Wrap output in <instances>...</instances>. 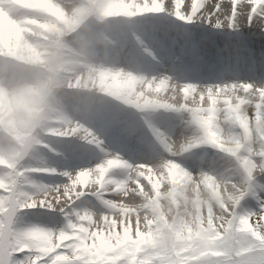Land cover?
Listing matches in <instances>:
<instances>
[{"label":"clouds","instance_id":"9594fccd","mask_svg":"<svg viewBox=\"0 0 264 264\" xmlns=\"http://www.w3.org/2000/svg\"><path fill=\"white\" fill-rule=\"evenodd\" d=\"M197 3L0 0V264L49 247L56 264H264V50L245 40L264 0H231L220 27ZM85 131L103 158L61 169ZM57 170L71 179H18ZM45 201L60 222H25Z\"/></svg>","mask_w":264,"mask_h":264},{"label":"snow or ice","instance_id":"6c2138e0","mask_svg":"<svg viewBox=\"0 0 264 264\" xmlns=\"http://www.w3.org/2000/svg\"><path fill=\"white\" fill-rule=\"evenodd\" d=\"M152 0H149V4H151ZM169 3L171 4L172 11L175 12L177 7L179 8L180 14L184 16H189V14L192 12V3L193 0H189L187 4L184 3V0H181L179 5H177L176 0H169ZM231 3V0H198L197 3V10L195 13V16H200L202 12H205L206 10V16L201 17L202 19H207L209 22L215 20L216 26H221V21L217 19L222 12H224L228 6V4ZM206 6V7H205ZM230 14V9H228ZM237 14L239 15V8H237ZM195 17H189L187 21L183 22H191L192 19ZM85 139L91 143H93L100 151H103V145L100 142V139L98 137H95V134H89L87 131H85ZM115 162V161H113ZM103 167L105 168V171H107V168L109 167V161L105 160ZM60 175L65 178L71 179L70 173L68 171H62L57 170V172H46V173H27L24 177H19V180L27 182L28 178L33 175ZM143 179V178H139ZM10 183V181L6 180V184ZM45 189H53L56 191H59V185H45ZM9 193L5 191L4 189H0V197H4L5 199L8 198ZM54 203V201H53ZM257 205L260 211H264V200H257ZM37 207L39 208V202H37ZM52 211L51 208L48 207L47 201H45L44 208ZM24 210H28V208H25ZM65 254V249L63 247L57 248L53 250L51 247L48 249L42 250L40 253H18L17 256H23L24 259H17L15 261V264H31V260L33 256H39L38 264H56V259L62 255Z\"/></svg>","mask_w":264,"mask_h":264},{"label":"rangeland","instance_id":"374dc122","mask_svg":"<svg viewBox=\"0 0 264 264\" xmlns=\"http://www.w3.org/2000/svg\"><path fill=\"white\" fill-rule=\"evenodd\" d=\"M102 139H105V138L102 137ZM107 141L115 149L119 148L117 147L115 143H113L108 138H107ZM88 149H89L88 151L77 152L75 155L69 157L67 160H64L63 158H58L60 159L59 167L64 170L71 171L74 168L91 167L99 163L100 160L103 158V153L100 151V149H98L95 145L88 146ZM123 152L128 156L126 151H123ZM39 176L43 179L44 183H48V184L59 183V182H62V180L64 179V177H61L59 175L40 174ZM82 199H90V197L86 195ZM249 204H250V207L252 208L257 207L256 202H249ZM23 215H24L25 222L35 223L40 226L51 227L60 222V217L55 212L47 210V209H41V208L28 209V210H24Z\"/></svg>","mask_w":264,"mask_h":264},{"label":"bare ground","instance_id":"6f19581e","mask_svg":"<svg viewBox=\"0 0 264 264\" xmlns=\"http://www.w3.org/2000/svg\"><path fill=\"white\" fill-rule=\"evenodd\" d=\"M189 2V0H184V3L187 4ZM6 22V21H5ZM183 21H179V20H176L175 23H182ZM164 22H161L160 25H158L157 27H161L163 25ZM184 23V22H183ZM191 27L189 28H194V25H190ZM188 27V26H186ZM196 33L200 36L201 35V30L199 29H196ZM196 34V35H197ZM210 38L212 39H217V42H218V38L215 37L214 33L213 32H208L207 33ZM197 35V36H198ZM245 40L246 42L248 43V45L253 49V50H256V51H259V50H264V38H261L257 35H255L254 33L252 32H247L246 35H245ZM105 138V137H104ZM107 139V138H105ZM108 144V143H107ZM106 145V143H105ZM107 146V145H106ZM108 147V146H107Z\"/></svg>","mask_w":264,"mask_h":264}]
</instances>
